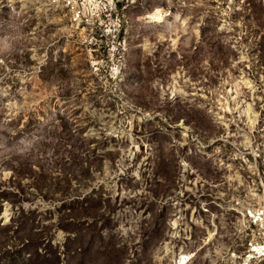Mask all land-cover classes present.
Wrapping results in <instances>:
<instances>
[{
    "label": "rangeland",
    "instance_id": "rangeland-1",
    "mask_svg": "<svg viewBox=\"0 0 264 264\" xmlns=\"http://www.w3.org/2000/svg\"><path fill=\"white\" fill-rule=\"evenodd\" d=\"M120 13L0 0V264H264V0Z\"/></svg>",
    "mask_w": 264,
    "mask_h": 264
},
{
    "label": "built area",
    "instance_id": "built-area-1",
    "mask_svg": "<svg viewBox=\"0 0 264 264\" xmlns=\"http://www.w3.org/2000/svg\"><path fill=\"white\" fill-rule=\"evenodd\" d=\"M66 8L70 21L82 27L89 36L119 40L125 24L120 13L124 0H54ZM189 254H181L178 264H186Z\"/></svg>",
    "mask_w": 264,
    "mask_h": 264
},
{
    "label": "bare ground",
    "instance_id": "bare-ground-1",
    "mask_svg": "<svg viewBox=\"0 0 264 264\" xmlns=\"http://www.w3.org/2000/svg\"><path fill=\"white\" fill-rule=\"evenodd\" d=\"M259 214H261L260 212H259ZM263 214V213H262ZM255 216H257V213H254V217ZM259 218H260V215H259ZM261 221H263V217H261ZM261 245H263V244H261ZM261 245H257V246H255L254 248H253V245H252V250L254 249V251H251V252H255V254H262V253H264V246H261ZM254 254V255H255Z\"/></svg>",
    "mask_w": 264,
    "mask_h": 264
},
{
    "label": "trees",
    "instance_id": "trees-1",
    "mask_svg": "<svg viewBox=\"0 0 264 264\" xmlns=\"http://www.w3.org/2000/svg\"><path fill=\"white\" fill-rule=\"evenodd\" d=\"M10 223H16V220H14V218L12 217V220Z\"/></svg>",
    "mask_w": 264,
    "mask_h": 264
}]
</instances>
